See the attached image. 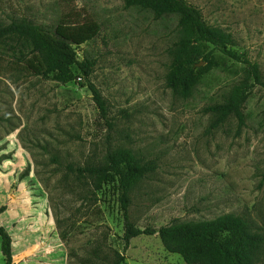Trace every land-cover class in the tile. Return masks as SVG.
I'll return each mask as SVG.
<instances>
[{"label": "rangeland", "instance_id": "rangeland-1", "mask_svg": "<svg viewBox=\"0 0 264 264\" xmlns=\"http://www.w3.org/2000/svg\"><path fill=\"white\" fill-rule=\"evenodd\" d=\"M188 1L209 24L232 34L233 49L257 62L264 79V0ZM66 16L102 25L78 53L96 61L90 79L111 125L91 90L79 84L76 67L69 78L38 76L0 46V174L10 175L12 192L22 184L29 194L48 197L67 264H107L116 250L125 255L121 264H185L158 234L135 237L124 251L115 190L93 194L90 176L68 170L69 164L105 166L119 148L155 165L132 193L130 214L138 226L234 214L264 234V86L250 92L239 134L235 117L211 128L215 116L205 111L225 101L248 67L214 51L215 63L185 98L167 84L181 36L176 16L157 18L125 8L124 0H0V27L27 19L53 28ZM5 200L0 195V203Z\"/></svg>", "mask_w": 264, "mask_h": 264}, {"label": "trees", "instance_id": "trees-1", "mask_svg": "<svg viewBox=\"0 0 264 264\" xmlns=\"http://www.w3.org/2000/svg\"><path fill=\"white\" fill-rule=\"evenodd\" d=\"M124 3L125 8L139 7L152 11L157 18L177 17L181 36L173 51L167 84L181 96L187 98L192 94L200 75L214 62V51L248 67V75L233 86L225 101L205 108L215 116L211 128L219 127L233 116L238 121L239 134L246 124L244 106L250 92L257 85L264 86L258 63L238 54L233 49L232 34L209 24L201 10L188 0H124ZM68 17L61 18L53 28L27 19L13 21L0 27V46L15 62L23 63L24 69L38 76L56 74L69 78L73 67H76L81 74L79 84L91 90L100 115L111 125L102 92L90 79L96 61L88 57L81 59L78 53L81 45L101 33L102 25L90 17L75 20ZM201 61L206 63L205 66H199ZM154 169L153 162H144L132 150L120 148L109 153L105 166L76 168L68 165L69 171L93 179V194L107 192L111 188L115 190L124 221L121 236L124 251L133 238L158 234L165 248L180 254L185 264H261L264 234L254 231L248 220L234 214L201 223L175 220L159 228L138 226L130 214L132 193L139 181ZM4 209L1 207L0 213ZM0 237L7 264H14L12 237L1 225ZM124 260L123 252L116 250L115 257L107 264H121Z\"/></svg>", "mask_w": 264, "mask_h": 264}, {"label": "crops", "instance_id": "crops-1", "mask_svg": "<svg viewBox=\"0 0 264 264\" xmlns=\"http://www.w3.org/2000/svg\"><path fill=\"white\" fill-rule=\"evenodd\" d=\"M0 174V195L6 199L0 208V225L12 237V262L14 264H67L68 252L54 227L49 213V200L43 194L24 190L12 192L10 175ZM2 204V205H1ZM0 264H7L0 237Z\"/></svg>", "mask_w": 264, "mask_h": 264}, {"label": "water", "instance_id": "water-1", "mask_svg": "<svg viewBox=\"0 0 264 264\" xmlns=\"http://www.w3.org/2000/svg\"><path fill=\"white\" fill-rule=\"evenodd\" d=\"M204 62L202 61V62H200V64L199 65H202Z\"/></svg>", "mask_w": 264, "mask_h": 264}, {"label": "built area", "instance_id": "built-area-1", "mask_svg": "<svg viewBox=\"0 0 264 264\" xmlns=\"http://www.w3.org/2000/svg\"><path fill=\"white\" fill-rule=\"evenodd\" d=\"M79 79H81V78L79 77Z\"/></svg>", "mask_w": 264, "mask_h": 264}]
</instances>
